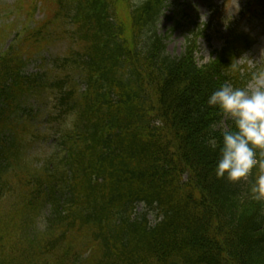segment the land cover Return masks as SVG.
<instances>
[{"label":"trees","instance_id":"trees-1","mask_svg":"<svg viewBox=\"0 0 264 264\" xmlns=\"http://www.w3.org/2000/svg\"><path fill=\"white\" fill-rule=\"evenodd\" d=\"M170 1L31 0L6 50L15 26L0 30V264H264L258 170L216 177L234 124L207 104L252 79L238 64L250 41L229 36L198 63L208 26L191 22L170 55L158 26ZM55 40L67 48L47 61ZM34 56L44 67L28 73ZM43 101L49 134L36 131ZM47 138L52 152L29 161L28 144Z\"/></svg>","mask_w":264,"mask_h":264},{"label":"rangeland","instance_id":"rangeland-1","mask_svg":"<svg viewBox=\"0 0 264 264\" xmlns=\"http://www.w3.org/2000/svg\"><path fill=\"white\" fill-rule=\"evenodd\" d=\"M20 0H0V30L2 28L7 29L11 26H15V32H7V39L2 42L1 46L3 50H6L14 40V34L23 27L22 21L24 19L23 11L27 2L31 0H23L22 11L15 8L19 5ZM252 0H171L160 20L159 31L162 34H168V40L166 42L167 52L170 55H177L184 43L185 35L191 22L198 24H207L209 22V29L206 35L198 40V53L196 54V61L198 63H204L213 57L215 51H218L225 42V38L229 36L230 28L239 27L238 31L248 34L255 40V44L252 48L246 52L242 57L240 64H244L251 72L264 70V24L260 20H253L248 17V3ZM210 6L215 8V18H212V10ZM18 7V6H17ZM252 11V9H249ZM242 15V17H241ZM42 19V12H36L30 28H33L38 21ZM173 29V30H172ZM172 30V31H171ZM45 51H42V56L49 61V59L63 55L67 43L64 40H55L45 45ZM48 63L46 68H48ZM44 65H40L36 56L32 57L27 62L26 72L32 73L43 69ZM250 84V83H249ZM46 101L38 103L36 107L41 110L40 117L41 123L37 126L36 131L39 133L49 134L52 124H49L43 120L46 118V111H49L52 104ZM35 107V108H36ZM225 117L223 120V127L225 126ZM231 120V119H229ZM53 141L47 140L42 143L34 142L27 148V156L36 165L42 162V156L52 149ZM137 213L145 212V208L142 205L137 206ZM148 220L151 224H154L156 217L153 213L147 214ZM35 228L37 231H42L43 221L39 217L35 222Z\"/></svg>","mask_w":264,"mask_h":264},{"label":"clouds","instance_id":"clouds-1","mask_svg":"<svg viewBox=\"0 0 264 264\" xmlns=\"http://www.w3.org/2000/svg\"><path fill=\"white\" fill-rule=\"evenodd\" d=\"M207 104L218 108L234 124V130L223 133L216 177L238 183L257 169L249 194L264 203V70L255 72L245 88L224 83L210 95Z\"/></svg>","mask_w":264,"mask_h":264}]
</instances>
